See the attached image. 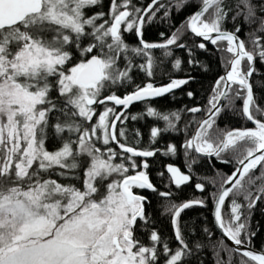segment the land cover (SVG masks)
<instances>
[{
  "label": "snow or ice",
  "instance_id": "snow-or-ice-1",
  "mask_svg": "<svg viewBox=\"0 0 264 264\" xmlns=\"http://www.w3.org/2000/svg\"><path fill=\"white\" fill-rule=\"evenodd\" d=\"M186 8L193 11L174 27L173 14ZM159 22L170 31L146 39ZM198 53H220L224 66L206 103L154 107L196 82L193 70L209 71ZM258 73L264 0H0V264H204L205 242L213 264H264L250 226L264 201ZM136 103L142 110L132 114ZM225 113L242 125L219 127ZM148 118L145 140L128 122ZM181 133L179 143L164 139ZM181 155L184 171L157 168L158 178L167 175L160 190L153 163ZM213 158L232 164L231 173L216 170ZM205 160L214 174L197 178L201 195L177 202L171 186L192 183ZM145 191L163 199L170 236ZM209 202L213 229L183 219Z\"/></svg>",
  "mask_w": 264,
  "mask_h": 264
},
{
  "label": "trees",
  "instance_id": "trees-1",
  "mask_svg": "<svg viewBox=\"0 0 264 264\" xmlns=\"http://www.w3.org/2000/svg\"><path fill=\"white\" fill-rule=\"evenodd\" d=\"M148 0H145V3H147ZM193 11L192 8H186L183 12L179 14H173L172 16V23L174 27H178L182 21L185 20L186 16L190 14ZM231 27V25H229ZM161 31L169 32V24L166 22H159L156 24L151 25L146 33L145 37L146 39L152 41V40H158L160 39L159 33ZM241 37H244V33H241ZM129 43H134V37L128 36L127 37ZM187 40L188 37H185ZM210 53L213 51V46L208 45ZM210 53H198L197 58L204 63H206L209 66L208 72H202L199 69L193 70L192 75L196 77V82L189 84L188 86H185L183 89L176 90L174 95H168L163 98H157L153 101V106L156 107L160 111H175L182 109L183 107H192L194 105H204L207 100L208 92L212 86V83L214 82L215 78L219 75L224 74V66L221 61V54L216 53L215 55H212ZM181 52H177V55H181ZM185 68L188 66L185 64ZM259 68V65L257 66ZM178 76H183V73H178ZM254 79H264V76H260V74H257V77ZM164 82H167L166 80ZM193 91L195 93L194 99H189L186 95L187 91ZM257 92H261L262 96H264V90L256 89ZM122 94V93H118ZM261 103H264V98L261 99ZM143 105L140 103L134 104L130 112L132 114H135L142 110ZM189 117L187 114H184V119L187 120ZM153 123L152 118L147 119V124L144 121L139 122H133L129 121L128 126L131 130L132 128H139L144 133V139L147 140L148 132H149V126ZM161 126H163V122H159ZM243 121L238 119L237 117L225 113L223 114L220 119L218 120V125L221 128H224L225 126L229 128H236L240 127L242 125ZM251 126V125H249ZM183 134L181 133L179 137H177L175 134H172L170 137L169 135H165L164 139L169 140L176 139V142L179 143L180 139H182ZM163 143V141L161 142ZM167 163H173L175 166H179L182 171L185 170V164L183 160V156H179L177 158H164V157H158L156 158V161L153 163V167L150 169L151 176L150 178L152 181L159 187L160 190H166L164 188V185L167 183V175L160 179L157 177V168H163L164 165ZM212 165L215 166L216 170H220L222 173H228L233 170L232 164H221L217 162L214 158L211 161ZM195 173L197 174L194 176L192 183L182 188V190L177 191L174 186L172 187V191L174 192V199L179 202L182 200L190 199L193 196H199L201 195L199 192H197L194 189V184L197 182V178L200 175H213L214 169L211 167L207 160L203 161L198 166H194ZM144 195L148 196L150 198V206L148 207V211L152 213L153 215L157 217H161L159 228L161 232L165 236L171 235V226L170 222L168 220L167 214L165 213L163 216H161V213L164 212L163 208V199L158 197L156 194H153L151 192L145 191L143 193ZM204 195H207V193H204ZM264 201L259 202L256 209L254 210V215L250 218V226L253 231L256 232V235L253 237L252 244L255 248L261 249L262 246H264ZM225 211L228 210V205L226 202ZM211 211H212V205L209 202V205L207 208H193L191 210H186V212L183 214V219L188 220L189 218H197L198 221L202 222L203 224H206L210 229H213V223L211 218ZM202 214V215H201ZM206 217V220H205ZM200 223L197 224V228L199 229ZM216 236L219 235L216 233ZM206 243V250L202 251L200 253L201 256L204 257V264H213V254L211 251V245ZM235 264V261H234Z\"/></svg>",
  "mask_w": 264,
  "mask_h": 264
},
{
  "label": "water",
  "instance_id": "water-1",
  "mask_svg": "<svg viewBox=\"0 0 264 264\" xmlns=\"http://www.w3.org/2000/svg\"><path fill=\"white\" fill-rule=\"evenodd\" d=\"M231 173V172H230ZM211 218H212V223H213V216H212V211H211ZM214 227V226H213ZM217 234L219 235V233L217 232ZM228 243H230V242H228ZM256 250H260V249H257V248H255Z\"/></svg>",
  "mask_w": 264,
  "mask_h": 264
}]
</instances>
